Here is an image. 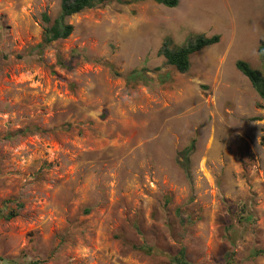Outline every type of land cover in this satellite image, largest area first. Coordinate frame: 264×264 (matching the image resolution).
Wrapping results in <instances>:
<instances>
[{"label":"rangeland","instance_id":"1","mask_svg":"<svg viewBox=\"0 0 264 264\" xmlns=\"http://www.w3.org/2000/svg\"><path fill=\"white\" fill-rule=\"evenodd\" d=\"M132 1L0 0V264H264V0Z\"/></svg>","mask_w":264,"mask_h":264},{"label":"trees","instance_id":"2","mask_svg":"<svg viewBox=\"0 0 264 264\" xmlns=\"http://www.w3.org/2000/svg\"><path fill=\"white\" fill-rule=\"evenodd\" d=\"M113 0H62L61 3V14L54 20H52L48 15L43 16L44 23L48 24L46 28V42L51 43L58 40H65L69 38L74 32V26L69 24L67 19L79 12H82L88 8H93L99 3L110 2ZM120 1V0H117ZM146 0H133L132 2H142ZM159 4L166 7L175 8L177 7L179 0H153ZM220 42L219 35H213L207 37L204 35L197 36L194 40L190 41L183 47L178 49H171L165 46L161 51L166 62L169 65L176 67V69L181 73H186L190 69V58L193 54L203 50L206 47L216 45ZM259 54L264 63V40H260L259 43ZM237 68L251 81L254 88L264 100V73L259 69H255L246 61H238ZM262 145L264 146V136L262 138ZM3 218V214L0 211V220ZM148 254H151L153 248L142 247ZM264 251H259L254 254V256L260 255ZM40 264V263H32ZM172 264H190L187 259L186 248L182 247L179 253L172 258Z\"/></svg>","mask_w":264,"mask_h":264}]
</instances>
